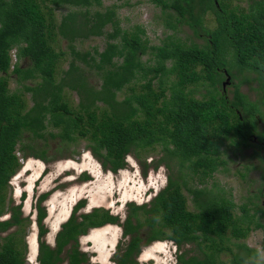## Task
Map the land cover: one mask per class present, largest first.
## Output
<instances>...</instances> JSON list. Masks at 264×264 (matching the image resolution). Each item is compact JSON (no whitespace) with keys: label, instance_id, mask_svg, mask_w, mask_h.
Wrapping results in <instances>:
<instances>
[{"label":"trees","instance_id":"trees-1","mask_svg":"<svg viewBox=\"0 0 264 264\" xmlns=\"http://www.w3.org/2000/svg\"><path fill=\"white\" fill-rule=\"evenodd\" d=\"M148 1L163 11L165 26L173 29L184 23L192 34L203 33L204 42L166 36L149 44L140 25L120 28L112 8L89 12L99 0H0V216L8 212L0 219V232L6 231L0 236V264H27L21 231L29 218L21 216L20 203L6 197V188L20 165L16 148L23 155L45 157L42 151L29 150L27 143L18 145L23 132L61 142L84 139L91 154L111 171L124 165L127 153L155 144L179 169H186L183 175L168 174L148 201L127 202L120 220L103 207L77 212L83 204L78 200L52 244L42 238L45 211L39 202L46 193L39 194L34 204L38 264H98L88 262L77 238L108 222H119L124 237L113 264H138L140 245L156 239H169L178 247L191 244L198 251L187 255L183 249L176 255L177 264H252L256 249L238 241L252 228L261 229L264 248V222L254 216L258 212L257 217L264 218V207H249L247 202L236 206L230 196L190 186L182 177L197 174L202 180L223 165L220 154L226 139L236 148L251 147L264 169V0H246L244 6L232 0ZM63 4L83 8L56 20L53 8ZM206 14L212 16L211 27L204 23ZM106 24L110 30L100 51L74 49V38L102 34ZM57 38L67 40L72 57L61 74L57 71L64 51L57 49ZM12 48L16 57L10 67ZM144 53L150 62L140 58ZM21 57L28 60L24 66L17 61ZM75 59L98 74L97 87L87 82ZM233 67L253 74L241 80L255 81L253 99L239 90L241 81L234 83L229 98L219 92L223 74H231ZM8 73L19 83L34 79L22 86L29 102L21 91L9 89ZM197 84L207 86L199 97L189 89ZM67 90L76 93L75 103ZM261 177L264 180V173ZM182 188L191 195L193 209L187 207ZM222 253L228 256L222 258Z\"/></svg>","mask_w":264,"mask_h":264},{"label":"rangeland","instance_id":"rangeland-1","mask_svg":"<svg viewBox=\"0 0 264 264\" xmlns=\"http://www.w3.org/2000/svg\"><path fill=\"white\" fill-rule=\"evenodd\" d=\"M236 1L241 6L246 3V0H232L231 4ZM107 7L114 11V17L117 19L120 28L131 29L134 25H140L149 44L159 43L166 36H170L171 39H179L185 43L201 44L204 42L203 33L192 34L190 28L184 23L179 22L173 29L165 26V14L157 5L148 0H99L97 5H91L88 8L91 12L93 9L103 11ZM82 8L63 4L55 6L53 12L56 20H58L63 13ZM204 23L208 27L212 26L213 20L210 14L204 16ZM109 30L110 27L106 24L102 34L76 37L73 39L72 45L81 53L86 50L92 52L93 49L100 51L105 44V32ZM66 44L65 38H57V49L64 51L59 60L58 74L62 73L72 58ZM10 54L12 57L13 48ZM147 56L144 53L141 54L140 58L150 62ZM17 61L21 66L28 63L24 57L17 59ZM74 63L78 65L89 84L94 87L99 85V76L92 67L79 59H75ZM230 72L229 75L223 74L219 85V92L228 98L231 96L235 82H240L246 76H253L246 70L238 71L234 67ZM6 78L9 89L21 91L29 102V92L24 91L22 86L33 84L34 79H26L19 83L12 73H8ZM153 84H156V80ZM254 86V80L241 81L238 88L248 98L253 99L256 96ZM206 88L207 86L204 84L189 86L195 97L206 93ZM65 93L71 103L76 102L77 95L74 91L67 90ZM121 96V91L117 92V98H121ZM260 125L261 123H259ZM46 130L54 129L47 127ZM229 142L230 140L226 139L221 146L220 155L224 159V164L219 165L210 176L198 180L197 174L190 176L188 173L182 177L190 186H206L213 193L230 196L236 206L242 202H247L249 207H264V196H262L264 180L261 177L264 169L261 170L259 158L252 155L251 147L236 148ZM21 143L29 144L31 151H42L45 157V159H41L30 154L23 155V151L16 148L15 154L20 165L9 176L6 188V197L13 204L20 203L21 216L29 218L28 223L22 227L21 231L25 242V262L27 264H37L35 256L38 227L35 221L36 209L34 204L39 194L46 193L39 202L45 211L41 220L46 227V232L42 238L52 244L54 233L59 224L66 219L78 200L83 199V204L77 212H85L92 207H103L112 214L119 215L120 220L125 213L127 202L132 201L138 204L148 201L165 184L168 174L177 176L186 172V169H179L172 159L167 158L159 144L135 149L127 153L124 157V165L116 171H111L101 165L99 159L91 154L86 145V140L81 138L72 142H61L56 137H31L23 132L18 145ZM83 173L86 174V177L82 176ZM259 188H261L260 194H258ZM182 191L186 197L187 207L193 209L191 195L185 188H182ZM234 211L238 212V208L235 207ZM258 214L257 212L254 216L258 221L264 222L263 217H257ZM7 216L8 212L2 214L0 219ZM5 232H0V236ZM120 232L119 222H108L97 227H90L84 234L78 236V248L85 251L88 262L113 264L117 246L122 245L124 240ZM238 241H242L255 249L262 248V231L260 228H252L243 239ZM183 249L187 250V255L198 254V251L191 244H183L178 247L169 239H156L147 244H141L136 258L138 264H177L176 255ZM227 256L226 253L221 254L222 258ZM58 264L66 263L64 260Z\"/></svg>","mask_w":264,"mask_h":264},{"label":"clouds","instance_id":"clouds-1","mask_svg":"<svg viewBox=\"0 0 264 264\" xmlns=\"http://www.w3.org/2000/svg\"><path fill=\"white\" fill-rule=\"evenodd\" d=\"M252 264H264V248L256 249V252L252 257Z\"/></svg>","mask_w":264,"mask_h":264},{"label":"built area","instance_id":"built-area-1","mask_svg":"<svg viewBox=\"0 0 264 264\" xmlns=\"http://www.w3.org/2000/svg\"><path fill=\"white\" fill-rule=\"evenodd\" d=\"M11 51V50H10ZM11 55V54H10ZM15 60V57H14V54H12V57L10 58V67H11V64L13 63V61Z\"/></svg>","mask_w":264,"mask_h":264},{"label":"flooded vegetation","instance_id":"flooded-vegetation-1","mask_svg":"<svg viewBox=\"0 0 264 264\" xmlns=\"http://www.w3.org/2000/svg\"><path fill=\"white\" fill-rule=\"evenodd\" d=\"M59 227V226H58ZM82 235V234H81ZM135 259L137 260V258H136V256H135ZM88 260V259H87ZM92 262V261H91ZM93 262H96V261H93ZM96 263H98V262H96ZM99 264V263H98Z\"/></svg>","mask_w":264,"mask_h":264},{"label":"bare ground","instance_id":"bare-ground-1","mask_svg":"<svg viewBox=\"0 0 264 264\" xmlns=\"http://www.w3.org/2000/svg\"><path fill=\"white\" fill-rule=\"evenodd\" d=\"M71 167V166H70ZM37 171V170H36Z\"/></svg>","mask_w":264,"mask_h":264},{"label":"water","instance_id":"water-1","mask_svg":"<svg viewBox=\"0 0 264 264\" xmlns=\"http://www.w3.org/2000/svg\"><path fill=\"white\" fill-rule=\"evenodd\" d=\"M38 264V263H37Z\"/></svg>","mask_w":264,"mask_h":264}]
</instances>
